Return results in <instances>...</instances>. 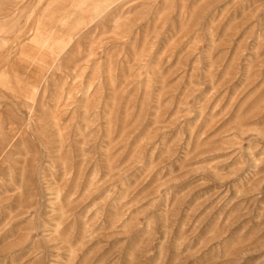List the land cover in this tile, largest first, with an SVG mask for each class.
<instances>
[{"label": "rangeland", "instance_id": "1", "mask_svg": "<svg viewBox=\"0 0 264 264\" xmlns=\"http://www.w3.org/2000/svg\"><path fill=\"white\" fill-rule=\"evenodd\" d=\"M0 264H264V0H0Z\"/></svg>", "mask_w": 264, "mask_h": 264}]
</instances>
